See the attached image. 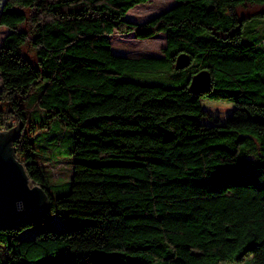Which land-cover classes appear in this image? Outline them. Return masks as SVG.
Listing matches in <instances>:
<instances>
[{
    "label": "trees",
    "instance_id": "16d2710c",
    "mask_svg": "<svg viewBox=\"0 0 264 264\" xmlns=\"http://www.w3.org/2000/svg\"><path fill=\"white\" fill-rule=\"evenodd\" d=\"M149 1L4 4L0 118L23 124L15 157L50 211L0 231V264H264V34L243 28L264 18V0H175L143 23L124 19ZM115 31L164 33L161 58L174 68L187 54L208 90L123 78L161 58L114 55ZM32 106L43 113L27 118ZM55 119L74 145L69 188L53 196L32 137Z\"/></svg>",
    "mask_w": 264,
    "mask_h": 264
},
{
    "label": "rangeland",
    "instance_id": "374dc122",
    "mask_svg": "<svg viewBox=\"0 0 264 264\" xmlns=\"http://www.w3.org/2000/svg\"><path fill=\"white\" fill-rule=\"evenodd\" d=\"M176 4L175 0H150L146 3L135 5L128 10L124 19L135 23H143L150 17L164 11ZM244 30L253 31V36L264 34V18L252 17L243 23ZM111 51L114 55L129 58L163 57L165 47L164 33H159L154 38L138 39L133 33H123L115 31L110 35ZM264 48V40L260 44ZM189 65L183 69L176 70L172 67L168 57L161 58L157 62L151 63L146 68H139L134 74L124 72L123 78H135L148 82L170 83L173 86L182 85L190 79ZM1 102V100H0ZM42 111L37 106H32L27 112V118L35 115L32 110ZM32 113V114H31ZM43 113V111H42ZM5 117V116H4ZM3 118V117H2ZM12 127L17 124L13 119ZM6 131V130H5ZM35 147V160L42 165L47 180V188L51 195H61L67 192L69 181L73 170V156L70 150L74 145L73 131L62 126L55 119L49 124L47 130L36 131L32 137ZM50 222L56 229H61L64 225L63 218L57 212L51 213ZM34 227H27L20 234L21 238H32ZM3 250L0 248V258L3 257ZM220 264H253L250 256H246L242 261Z\"/></svg>",
    "mask_w": 264,
    "mask_h": 264
},
{
    "label": "water",
    "instance_id": "95a60500",
    "mask_svg": "<svg viewBox=\"0 0 264 264\" xmlns=\"http://www.w3.org/2000/svg\"><path fill=\"white\" fill-rule=\"evenodd\" d=\"M189 60L187 54H178L174 68L187 67ZM209 85V72L200 70L190 78L188 88L197 94L206 92ZM22 128L23 124L18 122L8 130L0 131V231L36 223L50 211L47 193L31 183L23 164L15 157L13 144Z\"/></svg>",
    "mask_w": 264,
    "mask_h": 264
},
{
    "label": "built area",
    "instance_id": "2783aa9c",
    "mask_svg": "<svg viewBox=\"0 0 264 264\" xmlns=\"http://www.w3.org/2000/svg\"><path fill=\"white\" fill-rule=\"evenodd\" d=\"M8 0H0V12L4 6V4L7 2ZM7 32V29L0 25V42L2 40V38L4 37V35L6 34ZM12 118L11 117H3V118H0V131H5L7 130L8 128V125H12Z\"/></svg>",
    "mask_w": 264,
    "mask_h": 264
}]
</instances>
